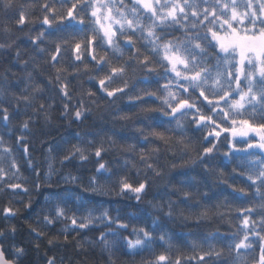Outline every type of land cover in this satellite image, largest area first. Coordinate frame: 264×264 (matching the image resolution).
Masks as SVG:
<instances>
[{
    "label": "snow or ice",
    "instance_id": "6c2138e0",
    "mask_svg": "<svg viewBox=\"0 0 264 264\" xmlns=\"http://www.w3.org/2000/svg\"><path fill=\"white\" fill-rule=\"evenodd\" d=\"M26 8L35 9L36 4L18 6L15 0H0L5 14L16 11V25L39 22L35 36L30 35L31 28L26 33L37 52L48 51L41 46L45 41L55 45L50 60L45 61L55 70L47 83L60 85L61 101L72 97L62 82L67 67L57 65L65 52H71L72 64L83 65V69H73L77 74L82 70L103 73L88 77L96 82V91L87 92L91 103L101 100L117 105V114L111 117L113 125L117 121L123 122L122 127L131 123L137 133L121 138L115 126L105 129L106 121L99 116L98 125L94 121L84 131L60 135L56 140L49 136L51 112L45 110L43 101L33 113H43L44 126L33 131L30 125L34 120L28 116L15 129L12 118L20 114V102L26 112L44 87L34 83L33 72L26 70L28 61L20 62L27 81L20 91L27 95L12 92V81L0 74V131L15 136V151L23 154L33 184L32 188L26 186L29 176L23 175L13 146L0 135V196L7 190L12 191L13 199L28 195L27 203L18 200L27 211L34 203L30 193L49 189L40 210L47 214L41 219L37 213L36 223L44 228L64 224L58 235L47 237L45 231L29 223L35 248H40L39 240L44 237L48 245L55 246L61 236L63 243L69 244L72 233L96 230L99 236L95 240L72 239L84 252L98 248L106 255V264H117L121 255H140V264H264V0H44L39 5L42 19H29L31 13L26 16ZM3 32L6 39L11 38L7 25ZM176 32L182 35H174ZM16 40L0 43V51L10 50ZM19 57L17 47L14 59ZM33 67L40 69L39 64ZM149 83L155 84V90L140 87ZM125 99L137 107L135 112L119 109L117 102ZM149 101H155V106ZM6 104H12L11 113ZM80 104L78 108L73 105L72 111L63 103L60 117L68 119L67 127L83 124L93 115L91 107H83L82 100ZM47 108L52 109L53 104ZM153 113L163 119L156 121L150 115ZM139 117L145 122L137 124ZM190 130L202 135L190 136ZM37 135L48 138L40 141L48 145L44 172L31 159L35 149L30 137ZM221 144L227 149L223 159L232 165L229 172L218 164ZM54 153L64 154L58 159ZM109 155L112 161L121 162L109 166L105 159ZM74 161H78L76 172L80 174H73L71 168L64 173L62 169ZM89 163L95 167L85 185L82 170ZM196 167L211 179V187L189 174ZM178 169L189 171L174 180ZM241 178L242 184L238 182ZM11 180L25 183H9ZM157 180L163 183L156 185ZM220 184L247 203H230L228 197L207 202L211 189ZM154 187L160 199H155L154 193V199L145 201ZM201 187L207 190L200 191ZM76 188L81 190L79 194ZM83 193L134 197L159 215L139 208L121 216L118 205L113 216L103 201L86 199ZM19 212V208L5 206L2 217L11 220ZM213 218L225 219L235 230L227 234L218 229L206 234L189 231L177 244L164 225L166 220L184 225L194 222L199 227ZM16 232L15 225L0 228V264H21L26 255L24 247L5 243ZM158 247L162 249L159 252ZM144 253L149 258L145 259ZM47 264H56V257H48ZM83 264H88L87 256Z\"/></svg>",
    "mask_w": 264,
    "mask_h": 264
},
{
    "label": "trees",
    "instance_id": "16d2710c",
    "mask_svg": "<svg viewBox=\"0 0 264 264\" xmlns=\"http://www.w3.org/2000/svg\"><path fill=\"white\" fill-rule=\"evenodd\" d=\"M16 4L19 6L21 4L27 6L29 4H36L35 9L26 8V16L31 13L29 16V19L34 17H40L42 19L43 13L40 11L39 5L44 3V0H15ZM130 2V0H129ZM18 18L17 13L15 10L9 11L7 14H5L2 10H0V43H10L11 40H16L17 37H19L18 40H16V44L13 45V47L10 50L7 51H0V74L7 75L9 80L12 81L13 87L11 89L12 92H14L17 95H27L28 93H21V89L24 88L27 81L24 77L25 69L21 65V61H28L27 71L33 72L34 77V83L40 84L44 87V91L42 93L37 94L36 99L33 100L32 104L27 108V111H22L25 107L24 102H20V114L15 115L12 118V126L15 129L19 128V124L26 119L28 116H32L34 123H32L30 126L33 128V131H37L41 127L44 126V117L43 113H33V108L38 107L39 102L43 101L45 105V110L51 112V118L52 123L48 125L49 130V136L55 137L56 140H59L60 135H72L75 131L80 130L84 131L90 126H93L94 121L96 124H99V116H103L104 120L106 121L104 127L105 129L112 128L115 126L117 130H119V136L121 138H128L133 137L137 135L135 133V125L129 123L126 127H122L123 122L117 121L115 125L112 123V116H115L117 113L115 111L117 105H111L109 106L107 101H101L96 100L95 104H92L87 92L89 89L92 91H96L95 81H90L88 77L90 75L96 76V75H103V73L97 74L94 71L88 72V71H81L79 74L73 71L74 68L83 69V65L81 64H72V54L71 52H65L63 55V58L61 59V64L57 65V67L64 66L67 67V72L63 75L66 77V79H63V83L67 84L69 87L70 95L72 97L71 100H64L61 101L60 97L62 93L59 91L60 85L57 84L55 81L51 85L47 83L48 77H54L55 76V70L52 68L50 63H45L46 60H50V54L55 51V45L50 44L47 41H45L41 46L46 48L48 51L46 53H39L36 51V45H31V42L29 40V36L26 35V33H29V29L31 28L30 35L35 36L39 31V22L36 24H32L30 26H19L16 25L15 20ZM7 25L11 29L12 36L10 39L5 38V34L3 32L4 27ZM176 36H181V32L174 33ZM39 44V42H38ZM121 46L123 47V38H121ZM19 47L20 50V57L19 59H14L16 49ZM126 53L129 52L128 49H125ZM34 57V59H33ZM39 64L40 69L36 70L34 69L33 65ZM91 67V65H90ZM10 69V71H9ZM43 72V75L41 74ZM163 83V81H161ZM140 87H148L152 90H155V84L149 83L147 85H140ZM31 90V89H29ZM99 95V93H98ZM83 101V107H91L93 109V115L89 116L87 120L84 121L83 124H73L71 127H67L68 125V119H63L60 117V113L63 111V103H68L69 107L72 111L75 110L72 106L75 105L77 108L81 106L80 102ZM53 104L52 109H48V104ZM119 109L123 112H135L137 110V107L130 106L127 104L126 99L124 101H118ZM151 106H155V101H149ZM99 105V107H97ZM6 107H9L10 113L12 112V104H6ZM111 113L109 115L108 113ZM156 121H160L163 119L158 113L150 114ZM70 118V117H69ZM144 118L139 117L137 119V124L144 123ZM57 125H60L61 127L57 128ZM19 134V133H17ZM0 135H4V139L6 142H8L11 146L14 148V155L17 158V163L21 165V172L24 176H29V182L26 183V186L29 188L33 187V184L31 183V177L30 173L27 169L25 158L22 153H18L15 151V136L9 137L4 132L0 131ZM27 135V133H25ZM190 136L198 137L202 135L201 133H194L191 130L189 131ZM48 139L44 135H37L35 137H30L31 143L34 146V151H32L31 159L34 163L37 164V166L40 168L41 172L46 171L47 165L44 161V156L46 154L47 144L41 145L40 141ZM54 143L55 141H51ZM141 147L147 148L148 145L141 144ZM226 147L221 144L220 145V153L218 154V164L219 167L223 168L225 172H229L231 170L232 165L223 159L222 153L226 151ZM57 155V158L59 159V156H62L64 153H54ZM130 159H136V157H129ZM106 160H108L109 166H112V163H120L121 160L117 159L115 161H112L111 155L105 157ZM78 161H74L71 165H66L62 171L64 173H67L69 168L73 171V174H80L76 172V165ZM5 168L8 167V161H5L4 164ZM57 167H60L59 163L56 164ZM95 164L89 163L85 166V168L82 170V174L85 176V185L87 184V176L90 174V170L94 171ZM115 170V169H114ZM189 170L185 169H178L176 172L173 173L174 180L180 179L185 172H188ZM124 173L121 172L120 175H123ZM190 175L196 176L197 180H203L205 183L211 187L212 181L211 179L206 178L205 173L202 168L196 167L192 169L189 172ZM134 175V170H133ZM55 179V178H54ZM9 183H25L24 181H17V180H11L8 181ZM232 182V181H230ZM239 183H243V179L241 178ZM156 185H161L163 181L157 180ZM77 193H80V189H75ZM163 189H161L162 191ZM207 190L204 187L200 188V191ZM56 191H59V189H56ZM49 193V189H41L40 192L32 191L30 193L34 203L30 209L27 211L24 210V204L18 203L19 199H22L25 203H27L29 196L20 194L16 199H13V194L11 190H7L6 194L3 196H0V228H5L6 225H15L17 228V232L15 235H9L7 241L5 242L7 244H16L17 246H22L26 249V255L21 261V264H47V258L51 256L56 257V264H61V260L63 259V264H83L85 256H87L88 264H106L107 257L106 255H101L98 248L91 249L87 252H84L80 249L76 248L75 240H81L84 239H91L95 240L99 236V231L93 230V231H84L82 233H72L69 237L70 240H72L71 243L65 244L63 243V237H60V241L55 246H50L47 244V237H51L54 235L59 234V229L64 226L62 222H57L53 226H49L47 228L42 227V224L36 223V214L40 213L41 219L42 216L47 214L46 212H40L42 205L44 204V195H47ZM154 193H155V199H160L159 193L157 192L156 188H152L149 190L148 196H146L144 199L145 201L154 199ZM86 199H93L95 201H103L104 207H108L110 209V214L115 216L117 215L116 209L119 205L120 207V214L121 216H124L125 213L129 211H137L139 208H145L146 211L153 212L154 215H159V213L154 212L146 203L144 204H138V202L133 198L130 197H93L90 193H83ZM224 197L229 198L230 203L235 204H246L247 202H242L234 197L232 194V191L230 188L227 187V185L220 184L218 187H215L211 189L210 191V197L208 198L207 202H215L216 200L220 199L222 200ZM173 198L175 199L176 196L173 194ZM11 201V203H9ZM5 206H10L14 208H19L20 212L11 220H4L2 217V210ZM195 210V209H194ZM255 218V217H254ZM233 220L235 222V218L233 217ZM31 223L33 226L40 228L41 230L45 231L47 233V237L41 238L39 240L40 248L37 250L32 243L33 240H35V235L30 233V229L28 227V224ZM165 227L168 228V230L175 236V243L181 244L184 240V233L192 231L197 232L200 234H206L208 232H212L215 230H219L222 234H227L235 229L229 225L225 219H219V218H213L212 221H205L202 222L199 227L194 222H189L188 224L184 225L179 222H172V221H164ZM99 230H103L101 227ZM124 235H127V233H123ZM75 237V240L72 238ZM87 247V246H86ZM159 247L157 248V251H161ZM11 249H9V252ZM144 258H149L148 253L143 254ZM8 258H11L9 255ZM224 259H227L225 257ZM141 256L137 255L135 257L128 256V255H121L120 259L118 260L117 264H140Z\"/></svg>",
    "mask_w": 264,
    "mask_h": 264
}]
</instances>
